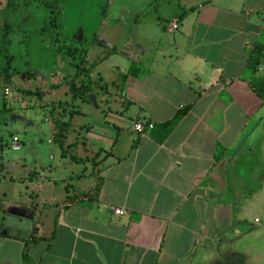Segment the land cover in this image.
Returning <instances> with one entry per match:
<instances>
[{
  "label": "crops",
  "instance_id": "crops-1",
  "mask_svg": "<svg viewBox=\"0 0 264 264\" xmlns=\"http://www.w3.org/2000/svg\"><path fill=\"white\" fill-rule=\"evenodd\" d=\"M43 1L0 0V14ZM148 1L132 15L133 44H115L94 62L85 55L93 81L85 101L69 91L76 73L65 101L43 105L69 123L65 156L86 166L60 174L62 192H44L34 177L39 188L27 185L14 199L0 186V264H23L35 235L33 264H264V99L247 67L264 40V0H160L171 10L168 23L180 19L175 33L160 15L140 21L155 6ZM59 75L68 77L47 76L52 97ZM261 78L264 58L254 75ZM8 100L0 99L2 109ZM183 110L163 142L159 128L135 130L157 129ZM98 176V200L68 206Z\"/></svg>",
  "mask_w": 264,
  "mask_h": 264
},
{
  "label": "rangeland",
  "instance_id": "rangeland-1",
  "mask_svg": "<svg viewBox=\"0 0 264 264\" xmlns=\"http://www.w3.org/2000/svg\"><path fill=\"white\" fill-rule=\"evenodd\" d=\"M44 2L46 4L32 11L0 14L1 82L4 79V82H0V94L5 89V83L10 90L6 109L1 108L3 101H0V186H3L8 198L13 199L21 191L24 194L27 185L31 190L39 188V185L45 186L44 192L54 186L62 192L66 188L60 174L65 171L67 173L76 164H81L82 168L86 166L76 161L72 163L58 143H48L49 140L54 142L53 126L50 110L43 105L49 103V100L65 101L64 87L69 83V77L77 73L75 65L83 51L85 53L82 55L85 57L87 54L88 60L94 62L111 52L115 44L120 50L123 46L133 44L130 41H133V35H137L132 15L149 1ZM145 11V14L139 16L142 22L146 18L157 19L160 15L161 22L168 24L166 20L171 17L170 8L163 2L160 4V0H155V6ZM75 49L76 57L71 54ZM9 57L11 63L8 68ZM51 70L61 74L64 72L68 76L65 79H61L60 75L57 77L61 84L55 89L53 97L48 94L47 76ZM37 89L40 97L27 93ZM34 98L40 102L36 103ZM14 141L20 145L19 150L13 148ZM87 166V170L92 167L91 164ZM34 172H37L36 175ZM50 176L59 179L53 183L47 179ZM30 178L39 185L31 182Z\"/></svg>",
  "mask_w": 264,
  "mask_h": 264
},
{
  "label": "trees",
  "instance_id": "trees-1",
  "mask_svg": "<svg viewBox=\"0 0 264 264\" xmlns=\"http://www.w3.org/2000/svg\"><path fill=\"white\" fill-rule=\"evenodd\" d=\"M185 13L186 12H184L181 15V17H183ZM58 50H61V49H58ZM84 53L85 52L83 51L79 55L80 60L75 65L77 68V74L75 78L69 84L70 85L69 91L72 94L73 99L76 100L78 98H81L83 101L86 100V95L91 90L92 85H93V81L90 78V69L84 67L85 57L82 55ZM71 54L74 57H76L77 50L76 49L73 50ZM263 58H264V40L263 42H260L259 44H257V46L253 49V51L250 54L248 64H247V67L251 74L250 82H251L252 88L255 91V93L262 99H264V78L254 80V75L256 74ZM10 63H11V58L9 57L8 68H9ZM135 67L136 65H134L131 68L129 72L130 74H134L136 70L134 69ZM8 68L5 70V73L8 70ZM27 93L33 94V92H27ZM36 95L40 97L39 93H36ZM58 105L60 107H65L67 103L66 104L59 103ZM185 113H186V110L180 111L172 120L162 124L160 127H157V129H155L156 126H154L153 128L154 133L156 132V130H158V128L159 130H161V137H157V140L159 142H163L167 138V136L176 127L178 122L183 118ZM71 115L73 114L71 113ZM50 117H51L50 121L53 126V135H54L53 140L56 143H58L61 148H63L64 146H63L62 140H63V137L65 136V132L67 131V128L69 127V123H66V122H63L62 120L57 119L53 115V113L51 114ZM98 179H99V182L94 190L88 193H84L81 196L72 197L68 206L77 205V206L89 207L92 205L94 201L98 200L100 192H101L102 178L98 176ZM68 206H66L65 208H67ZM38 242L39 240L37 239L36 235L33 237L32 240L26 242L25 249L23 251V264H33L32 258L30 256V251L35 245H37Z\"/></svg>",
  "mask_w": 264,
  "mask_h": 264
},
{
  "label": "built area",
  "instance_id": "built-area-1",
  "mask_svg": "<svg viewBox=\"0 0 264 264\" xmlns=\"http://www.w3.org/2000/svg\"><path fill=\"white\" fill-rule=\"evenodd\" d=\"M179 28H180V19L178 17H175L171 19V21L168 23L166 30L169 33H175L179 30ZM9 96H10V90L8 87H5L3 93L0 94V99L8 98ZM153 128H154L153 124H149L147 128L143 126L142 124H137L135 126V130L140 133H143L145 129L152 130ZM13 146L15 149H19V147L16 144H14ZM115 214L118 216H122L124 214V211L120 209H116Z\"/></svg>",
  "mask_w": 264,
  "mask_h": 264
}]
</instances>
